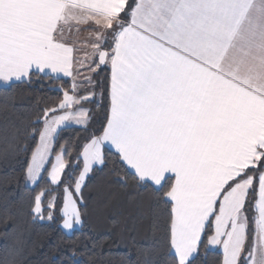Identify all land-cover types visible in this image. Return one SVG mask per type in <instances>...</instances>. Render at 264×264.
Masks as SVG:
<instances>
[{
    "label": "snow or ice",
    "instance_id": "snow-or-ice-1",
    "mask_svg": "<svg viewBox=\"0 0 264 264\" xmlns=\"http://www.w3.org/2000/svg\"><path fill=\"white\" fill-rule=\"evenodd\" d=\"M61 75L25 129L33 220L75 231L111 162L166 206L164 264H264V0H0V87ZM73 124L89 134L62 137Z\"/></svg>",
    "mask_w": 264,
    "mask_h": 264
},
{
    "label": "trees",
    "instance_id": "trees-1",
    "mask_svg": "<svg viewBox=\"0 0 264 264\" xmlns=\"http://www.w3.org/2000/svg\"><path fill=\"white\" fill-rule=\"evenodd\" d=\"M106 75L99 72L95 80L103 81ZM33 80L0 87V264H164L162 249L155 245H162L166 206L151 188L137 187L130 179L127 187L117 183L113 169L119 165L111 162L87 180L82 224L75 231L64 232L58 218L33 220L24 150L33 141L25 129L31 132L40 109L58 101L61 93L53 89L70 87L64 77ZM106 103L99 97L97 103L87 104L92 109L89 132L105 123ZM88 134L78 126L61 133L70 140ZM219 258V250L202 248L197 264H217Z\"/></svg>",
    "mask_w": 264,
    "mask_h": 264
},
{
    "label": "rangeland",
    "instance_id": "rangeland-1",
    "mask_svg": "<svg viewBox=\"0 0 264 264\" xmlns=\"http://www.w3.org/2000/svg\"><path fill=\"white\" fill-rule=\"evenodd\" d=\"M88 35V33L87 32H84L83 34H82V36H84V37H86ZM94 73H91V72H88L87 70H81V74L80 75H78L77 76V80H82L83 79V77L84 76H88V75H93ZM70 85H71V81H70ZM97 93H99V91H97ZM99 95H97V97H96V101L98 102L99 101ZM85 107H88V108H90L87 104L85 105ZM71 126H76V125H71ZM79 127V126H78ZM46 215V214H45ZM43 221H48L47 219H45V220H43ZM59 225H60V223H59ZM81 225V224H80ZM80 225H77L76 226V228H78V227H80ZM60 227H61V225H60ZM61 229L64 231V232H66V233H69L67 230H64L62 227H61ZM214 250H215V248H213ZM218 250V249H217Z\"/></svg>",
    "mask_w": 264,
    "mask_h": 264
},
{
    "label": "crops",
    "instance_id": "crops-1",
    "mask_svg": "<svg viewBox=\"0 0 264 264\" xmlns=\"http://www.w3.org/2000/svg\"><path fill=\"white\" fill-rule=\"evenodd\" d=\"M61 77H63V76L61 75ZM64 78H68L71 81V78H69V77H64ZM215 250H217V249H215Z\"/></svg>",
    "mask_w": 264,
    "mask_h": 264
}]
</instances>
